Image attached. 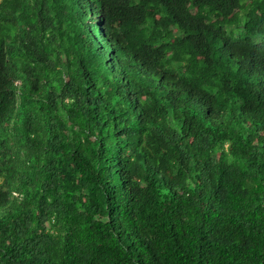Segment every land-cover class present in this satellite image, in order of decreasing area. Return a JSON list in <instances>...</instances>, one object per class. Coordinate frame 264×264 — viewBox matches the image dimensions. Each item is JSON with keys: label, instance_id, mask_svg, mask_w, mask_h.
<instances>
[{"label": "trees", "instance_id": "1", "mask_svg": "<svg viewBox=\"0 0 264 264\" xmlns=\"http://www.w3.org/2000/svg\"><path fill=\"white\" fill-rule=\"evenodd\" d=\"M0 264H264V0H0Z\"/></svg>", "mask_w": 264, "mask_h": 264}]
</instances>
